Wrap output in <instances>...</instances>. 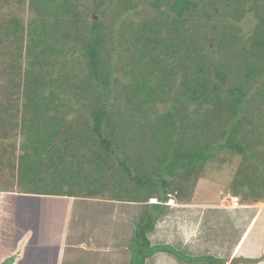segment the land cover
I'll use <instances>...</instances> for the list:
<instances>
[{"label":"trees","instance_id":"1","mask_svg":"<svg viewBox=\"0 0 264 264\" xmlns=\"http://www.w3.org/2000/svg\"><path fill=\"white\" fill-rule=\"evenodd\" d=\"M259 1L149 0L155 15L128 32L112 30L133 38L130 82L119 90L111 63L117 43L102 19L87 26L79 0H30L31 18L13 16L3 31L26 48L25 68L16 67L20 79L13 82L21 108L9 116L19 120L0 121L19 125L26 139L16 165L21 191L149 204L146 221L136 225L129 264H145L158 252L218 262L152 245L147 235L169 195L190 199L221 148L242 156L228 186L232 196L241 204L264 201V172L250 163L264 165ZM95 3L105 15L106 1ZM123 5L126 13L134 7L133 0ZM253 13L255 26L248 19ZM70 55L83 57L84 66L77 68V58L69 62ZM158 103L168 108L161 113ZM244 128L249 133L239 136ZM47 184V191H36Z\"/></svg>","mask_w":264,"mask_h":264},{"label":"rangeland","instance_id":"2","mask_svg":"<svg viewBox=\"0 0 264 264\" xmlns=\"http://www.w3.org/2000/svg\"><path fill=\"white\" fill-rule=\"evenodd\" d=\"M29 1L0 0V38H2L0 39V121L2 118L6 120L13 119L14 117H9L11 116L10 113H16V109L21 108V104L17 105L15 101L17 91L16 87H13V82L20 79L15 73L16 67L20 64L25 68L27 61V58H25L26 48L19 49L13 38L3 37V31L8 20L13 16L24 17L26 22L31 18L33 13L28 7ZM104 1H106L103 7L106 11L105 15H102L101 10L95 8V0H79V10L82 12L87 26H90L92 19L98 20L101 18L102 22L107 26L106 32L114 36L117 47L111 52L113 58L111 63L115 69L113 78L120 82L116 88L123 90L130 82L129 72L132 64L129 62L132 60L130 55L132 47L129 40L133 38L128 40L125 35H119L117 31L112 32V30L128 32L129 26L137 27L147 17L155 15L156 10L150 5L149 0H133L134 7L130 9L129 13L123 10V4L126 0ZM259 3L261 4L262 1L260 0ZM262 5L261 7L264 8ZM254 15L253 13L248 19L249 23L255 26L259 21ZM243 25L245 24L240 23V26ZM109 39L108 46L112 47L111 38L109 37ZM212 47L214 46L212 45ZM73 58H77V68L84 66L83 57L70 55L68 56L69 62H72ZM229 85L231 83H228ZM252 89L254 92L255 86ZM4 108H7L8 111ZM167 108L166 104L158 103L157 109L161 113ZM13 120L17 122L19 119L14 118ZM241 133L239 136L249 133V130L244 128ZM25 140L19 125L11 124L4 127L3 124H0L1 194L9 195L11 192L9 189L22 190L17 179L16 165L20 154L19 147ZM253 142H257L256 137L253 138ZM241 160L242 156H238L231 149H218L212 159L206 164L203 176L196 182L190 199L184 197V201H178L175 193L169 195L168 206L159 217L155 230L147 235L152 245L169 244L187 256L223 257L226 262L229 261L230 256H233L231 253L234 250L233 246H235L240 233H243L247 227L249 215L253 216L256 208L262 207L260 203H257V205L241 204L240 198L232 196V193L228 191V186L237 176V168L240 166ZM254 161L250 160V163L252 165L256 164L253 166L257 167V170L264 172V165L256 160ZM77 179L81 180L78 177ZM81 186L77 185L76 187ZM47 188L48 184L39 185L35 189L36 191H47ZM64 197L57 195H26V197L19 198L17 202H12L8 205L6 198H0V235L3 237L6 250L11 254L10 258L8 257L9 254L2 255L1 250L3 247L0 244V264H19L22 258L17 256V250L13 251L18 246L25 254L32 256L33 264H58L57 261H54L52 254L58 255L59 252L62 253V249L64 254L70 252L65 244L67 238L62 234L65 226L57 227V223L54 222L56 218H58L60 225L68 221L69 201ZM13 198L15 199V197ZM13 198L12 200L14 201ZM85 202H88L87 206L89 209L92 203L89 200ZM13 204L16 206L14 213H12ZM249 205H256L257 207H250ZM133 206L135 207H131L130 211L127 210L130 217L128 227L122 228L121 231H116V222H113V232H111L109 227L113 225L112 222L110 225L107 224V227L105 226L104 218H102L105 215V210L103 209L105 207H100L101 214H98V216L101 215L102 219L99 218L92 227H84L86 224L90 225L94 220L89 214H76L75 216H78L79 220L83 221V223L80 222L79 224L80 228L83 227L86 232L93 235L96 234L95 236L103 241L110 243L111 240L122 239L114 249L113 256L121 257L116 253H123L122 255L124 256L129 255L130 253L128 252H122L126 246L130 248L129 250L133 255L132 245L136 239V225L143 224L146 221L151 208L149 204ZM237 206H246L250 211L246 210V214L244 212L240 214L235 210ZM5 212L8 213V216L3 215ZM3 216L5 217L4 219H2ZM53 218H55L54 221ZM106 228L107 231L104 233ZM192 230L193 232L195 231L194 234L199 236L197 239L192 237L196 236ZM121 233L123 235H120ZM69 237L73 240L72 235ZM256 237L257 232L254 231L248 244ZM259 238L264 239V235ZM108 255L110 256V253ZM177 255L170 252H158L151 256L152 258L148 257L145 264H225L221 261L219 263H211L207 260L188 262L180 259ZM235 259L236 263L239 264H261L259 262H264V254L253 258ZM233 260L232 264L235 262ZM243 260L249 261L245 263ZM109 261L113 260L110 259ZM74 264H77V262L75 261Z\"/></svg>","mask_w":264,"mask_h":264},{"label":"crops","instance_id":"3","mask_svg":"<svg viewBox=\"0 0 264 264\" xmlns=\"http://www.w3.org/2000/svg\"><path fill=\"white\" fill-rule=\"evenodd\" d=\"M10 190L11 192L9 195L0 193V198L4 197L6 198L5 200H8L7 205L11 204L12 202H17L19 198L26 197V195H38V196L39 195H49V194L26 193L18 189H9V191ZM12 196L15 197V199ZM57 196H65L64 198H67L69 201V217L67 219L68 221H66V223L61 224V225L59 224L58 218H56V221H54L55 218H53V221L57 223V227L65 226V230L62 234L67 238L65 244L67 245L68 250L70 252H68L67 254H64V250L62 249L61 252L63 253V255L60 252L58 255L52 254L54 261H57L58 264H67V262H69L68 264H74L75 261L77 262V264H114V263L124 264V262L125 264H129L132 258V254L128 246H126L122 252L124 253L128 252L130 253L129 255L127 254V256H124L122 255L123 253H116L120 255L121 257L113 256V252L115 251L114 249L122 241L121 238H120L121 240L118 239L117 241L111 240L110 243L103 241L99 237L97 238L95 236L96 235L95 233H94L95 235H93L91 233L86 232L83 229V227L80 228L79 224L80 222L83 223V221L79 220L78 216H75V215L76 214H84V215L89 214L91 218H94V220L92 223H90L91 226L86 224L84 227H92V225L94 226L95 222L99 220V218L102 217L101 215L98 216V214H101L100 207L102 208L105 207L103 208L105 210V215L104 217H102L104 218L105 226L107 227V224L110 225L111 222L112 223L116 222V225H117L116 231H121L122 228L128 227V223L130 221V217H129V214L127 213V210L130 211L131 207H135L133 205L145 206L144 203L123 202V201H114V200H106V199H99V198L77 197V196H66V195H57ZM12 198L14 199V201L12 200ZM88 200L92 203L89 209L87 206L88 202H85ZM260 204L262 205V207H260L259 209L256 208V211L253 216L249 215L247 227L243 231V233H240V236L238 240L236 241L235 246H233L234 250L231 251L233 256H230V260L226 262V260L223 257L222 258L219 257L217 258L219 259L218 262H214V263H219V261H221L222 263H225V264H232V260L235 258H253L261 254H264V239L259 238L260 236L264 235V202H261ZM256 205H249V206L257 207ZM245 207L237 206L235 207V210H237L240 214L242 212L246 214L247 213L246 210L248 211L250 210L249 208L247 207L245 208ZM242 209H245V210H242ZM15 210H16V206L13 204L12 213H14ZM114 214H115L116 219L114 218ZM3 215L8 216V213L5 212L3 213ZM4 218L5 217L3 216L2 219ZM131 220H134V219H131ZM114 223L113 225L109 226L111 232H113L112 226H114ZM106 231H107V228L105 229L104 233H106ZM254 231L257 232V237L254 238V240L248 244V241L250 240L251 235L253 234ZM196 232H197V229H196ZM71 235L73 237V240H71L69 237ZM120 235H123V233H121ZM192 237L197 239L199 236L196 235L195 237L194 236ZM128 238L130 239L129 235H128ZM3 241H4L3 237L0 235V244L3 247V249L1 250V253L2 255L9 254L8 257L10 258L11 254L8 250H6V247ZM14 250L15 251L17 250V256L22 258V260L19 261V264H33L34 263L32 261V256L25 254L24 251H22L19 248V246L13 249V251ZM108 253H110V256L108 255ZM26 258L28 259L27 261H26ZM110 259H112L114 262L113 261L110 262L109 261ZM147 259H146V262H147ZM259 263L263 264L264 262L261 261ZM233 264H239V263H233Z\"/></svg>","mask_w":264,"mask_h":264}]
</instances>
